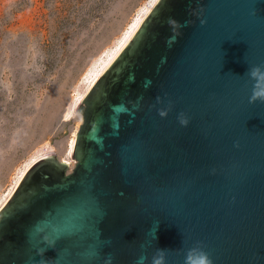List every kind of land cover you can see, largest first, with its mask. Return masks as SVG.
<instances>
[{
  "label": "water",
  "instance_id": "95a60500",
  "mask_svg": "<svg viewBox=\"0 0 264 264\" xmlns=\"http://www.w3.org/2000/svg\"><path fill=\"white\" fill-rule=\"evenodd\" d=\"M261 64L264 0H156L76 107L73 167L37 159L0 209V264H264Z\"/></svg>",
  "mask_w": 264,
  "mask_h": 264
},
{
  "label": "rangeland",
  "instance_id": "374dc122",
  "mask_svg": "<svg viewBox=\"0 0 264 264\" xmlns=\"http://www.w3.org/2000/svg\"><path fill=\"white\" fill-rule=\"evenodd\" d=\"M155 1L0 0V209L37 159L73 167L76 107Z\"/></svg>",
  "mask_w": 264,
  "mask_h": 264
},
{
  "label": "clouds",
  "instance_id": "9594fccd",
  "mask_svg": "<svg viewBox=\"0 0 264 264\" xmlns=\"http://www.w3.org/2000/svg\"><path fill=\"white\" fill-rule=\"evenodd\" d=\"M198 19L201 26L206 23L203 18ZM191 23L192 21L188 20L181 24L176 20L170 19L169 24L173 27L174 34L168 38L167 44L171 46L173 43H175L176 39L181 35L180 29L182 27L190 26ZM245 75L250 81L254 82L252 85L251 95L249 97V103L259 102L261 104H264V64L250 66ZM160 114L162 116L164 115L163 112H161ZM180 122L182 125L186 126L188 120L185 118ZM153 264H165V256L163 250L158 251L156 257L154 258ZM199 264H212V260L206 253L200 251Z\"/></svg>",
  "mask_w": 264,
  "mask_h": 264
},
{
  "label": "bare ground",
  "instance_id": "6f19581e",
  "mask_svg": "<svg viewBox=\"0 0 264 264\" xmlns=\"http://www.w3.org/2000/svg\"><path fill=\"white\" fill-rule=\"evenodd\" d=\"M73 144H74V142H73ZM72 148H73V145H72V147H71V152H72ZM70 154H71V153H70ZM71 158H72V157H71ZM72 159H73V158H72ZM13 184H14L13 187L16 186V184H17L16 181H14ZM11 194H12V193H11ZM9 197H10V196H9Z\"/></svg>",
  "mask_w": 264,
  "mask_h": 264
}]
</instances>
